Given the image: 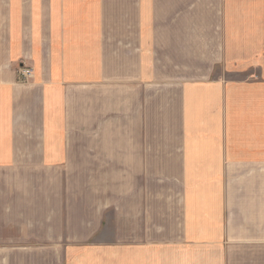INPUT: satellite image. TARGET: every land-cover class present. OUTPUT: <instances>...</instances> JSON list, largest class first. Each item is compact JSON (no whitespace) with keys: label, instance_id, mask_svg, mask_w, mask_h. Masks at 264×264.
<instances>
[{"label":"crops","instance_id":"0c3cea01","mask_svg":"<svg viewBox=\"0 0 264 264\" xmlns=\"http://www.w3.org/2000/svg\"><path fill=\"white\" fill-rule=\"evenodd\" d=\"M0 264H264V0H0Z\"/></svg>","mask_w":264,"mask_h":264},{"label":"built area","instance_id":"2783aa9c","mask_svg":"<svg viewBox=\"0 0 264 264\" xmlns=\"http://www.w3.org/2000/svg\"><path fill=\"white\" fill-rule=\"evenodd\" d=\"M18 73L20 82L28 83L33 78V69L30 67H22Z\"/></svg>","mask_w":264,"mask_h":264}]
</instances>
